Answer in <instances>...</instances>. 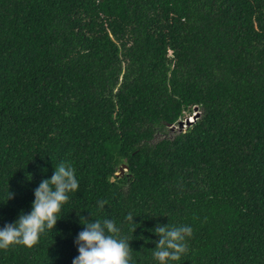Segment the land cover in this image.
I'll use <instances>...</instances> for the list:
<instances>
[{
    "label": "trees",
    "instance_id": "trees-1",
    "mask_svg": "<svg viewBox=\"0 0 264 264\" xmlns=\"http://www.w3.org/2000/svg\"><path fill=\"white\" fill-rule=\"evenodd\" d=\"M62 161L60 220L0 264H72L81 217L131 264L157 224L193 229L168 264H264V0H0V228Z\"/></svg>",
    "mask_w": 264,
    "mask_h": 264
},
{
    "label": "clouds",
    "instance_id": "clouds-1",
    "mask_svg": "<svg viewBox=\"0 0 264 264\" xmlns=\"http://www.w3.org/2000/svg\"><path fill=\"white\" fill-rule=\"evenodd\" d=\"M78 188L75 168L71 163H59L51 178L42 180L34 190L35 199L30 213L21 212L14 223L0 228V249L7 250L14 245L32 248L36 245L46 229L55 228L60 220L57 217L62 206L69 201V194L76 192ZM12 198L14 194L8 191L7 201ZM97 203L103 209L107 201ZM127 219L133 222L132 214ZM80 222L83 230L74 241L79 255L73 259L72 264H131L130 241L119 236L120 229L113 220L89 222L81 217ZM151 231L159 237L153 251V257L159 264L179 261L188 253L187 240L193 235L191 226L157 224Z\"/></svg>",
    "mask_w": 264,
    "mask_h": 264
},
{
    "label": "rangeland",
    "instance_id": "rangeland-1",
    "mask_svg": "<svg viewBox=\"0 0 264 264\" xmlns=\"http://www.w3.org/2000/svg\"><path fill=\"white\" fill-rule=\"evenodd\" d=\"M192 117H193V116H189V115H188V116L186 117V119H182V120H183L182 125H180V126H175L174 128H175V129H182V128H185L186 125H189V124L187 123V120H188V122H189L190 119H192ZM190 124H191V123H190ZM125 170H127V168H125L124 171H125Z\"/></svg>",
    "mask_w": 264,
    "mask_h": 264
},
{
    "label": "water",
    "instance_id": "water-1",
    "mask_svg": "<svg viewBox=\"0 0 264 264\" xmlns=\"http://www.w3.org/2000/svg\"><path fill=\"white\" fill-rule=\"evenodd\" d=\"M198 116H199V112H198V110L196 109V113L193 115L192 119H190L189 122H188V120H187V123L190 124V123L194 122L195 119H197ZM182 122H183V121H181V125H182ZM126 167H127V166L124 164L123 167H122L121 170H120L121 173L124 172V168H126Z\"/></svg>",
    "mask_w": 264,
    "mask_h": 264
}]
</instances>
